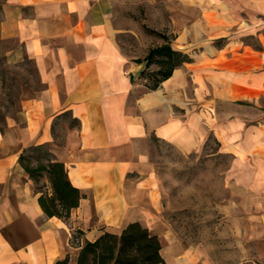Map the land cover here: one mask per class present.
<instances>
[{"label": "crops", "instance_id": "obj_1", "mask_svg": "<svg viewBox=\"0 0 264 264\" xmlns=\"http://www.w3.org/2000/svg\"><path fill=\"white\" fill-rule=\"evenodd\" d=\"M111 2L4 1L1 35L17 39L41 87L20 100L15 119L0 125V264H53L66 255L67 264H75L79 246L74 256L68 253L74 230L82 242L134 221L157 235L166 261L153 228L161 207L153 148L155 142L184 144L191 136L189 149L202 143L199 116L188 123L173 110L183 85L178 68L191 61L137 94L116 40ZM31 145L48 147L82 193L67 219L43 212L19 164Z\"/></svg>", "mask_w": 264, "mask_h": 264}, {"label": "rangeland", "instance_id": "obj_2", "mask_svg": "<svg viewBox=\"0 0 264 264\" xmlns=\"http://www.w3.org/2000/svg\"><path fill=\"white\" fill-rule=\"evenodd\" d=\"M111 1L137 94L167 69L159 58L146 63L149 49L168 41L191 58L178 68L173 110L188 123L199 116L202 143L189 149L191 136L153 148L164 264H264V0ZM40 87L33 61L0 31L1 125ZM80 243L74 230L68 253Z\"/></svg>", "mask_w": 264, "mask_h": 264}, {"label": "trees", "instance_id": "obj_3", "mask_svg": "<svg viewBox=\"0 0 264 264\" xmlns=\"http://www.w3.org/2000/svg\"><path fill=\"white\" fill-rule=\"evenodd\" d=\"M167 64L161 70V78L149 89L169 77L174 68L191 61L186 53L171 47L168 41L149 49L145 56L148 64L152 59ZM0 117V125H1ZM73 122V121H71ZM2 129V125H1ZM31 152V153H30ZM30 153V155H28ZM19 164L33 181L39 193L38 203L47 216L67 219L72 208L79 204L81 191L73 186L64 164L58 161L45 145H31L23 150ZM41 187L43 189H41ZM75 264H163L161 242L157 235L138 221L127 223L119 232L103 231L94 240H83L79 245ZM68 255L56 259L53 264H67Z\"/></svg>", "mask_w": 264, "mask_h": 264}, {"label": "bare ground", "instance_id": "obj_4", "mask_svg": "<svg viewBox=\"0 0 264 264\" xmlns=\"http://www.w3.org/2000/svg\"><path fill=\"white\" fill-rule=\"evenodd\" d=\"M124 190V189H123ZM126 190V189H125Z\"/></svg>", "mask_w": 264, "mask_h": 264}]
</instances>
